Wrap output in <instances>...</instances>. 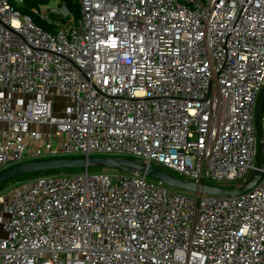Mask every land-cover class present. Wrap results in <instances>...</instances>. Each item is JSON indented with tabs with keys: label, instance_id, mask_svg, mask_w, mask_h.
I'll use <instances>...</instances> for the list:
<instances>
[{
	"label": "built area",
	"instance_id": "2783aa9c",
	"mask_svg": "<svg viewBox=\"0 0 264 264\" xmlns=\"http://www.w3.org/2000/svg\"><path fill=\"white\" fill-rule=\"evenodd\" d=\"M77 3L31 16L0 0V171L130 156L240 187L256 162L264 0ZM148 178L85 167L1 189L0 264H264V169L239 196Z\"/></svg>",
	"mask_w": 264,
	"mask_h": 264
},
{
	"label": "water",
	"instance_id": "95a60500",
	"mask_svg": "<svg viewBox=\"0 0 264 264\" xmlns=\"http://www.w3.org/2000/svg\"><path fill=\"white\" fill-rule=\"evenodd\" d=\"M264 105V85L262 86L255 105V127L257 133V154L255 168L248 179L238 188L197 183L180 178L158 167L125 157L92 156V157H58L33 159L10 165L0 171V185L18 176L35 172L75 169L85 167L116 168L127 173L145 175L158 180L176 190L193 194H220L239 196L251 189L261 178L264 169V135L262 127V110Z\"/></svg>",
	"mask_w": 264,
	"mask_h": 264
},
{
	"label": "trees",
	"instance_id": "16d2710c",
	"mask_svg": "<svg viewBox=\"0 0 264 264\" xmlns=\"http://www.w3.org/2000/svg\"><path fill=\"white\" fill-rule=\"evenodd\" d=\"M49 1L50 0H22V3L17 7V9L23 14H28V15L32 16V9L33 8L38 7L39 5L47 4ZM58 1H59V3L64 4L75 15H77L79 13V6L77 3V0H58ZM10 2L14 5L13 0H10ZM14 7H15V5H14ZM33 19L35 20V22L37 24L45 27V24L43 22H41L39 19H36L35 17H33ZM103 169H106V168H103ZM25 175H29V174H25ZM6 183L7 182L1 184L0 188H2L3 185H5Z\"/></svg>",
	"mask_w": 264,
	"mask_h": 264
},
{
	"label": "rangeland",
	"instance_id": "374dc122",
	"mask_svg": "<svg viewBox=\"0 0 264 264\" xmlns=\"http://www.w3.org/2000/svg\"><path fill=\"white\" fill-rule=\"evenodd\" d=\"M14 5L17 9V7L19 6V4L16 2V0H13ZM57 0H50L46 5L48 7H54L56 5ZM127 158H132L130 156H124ZM82 169V168H81ZM113 171H120V169H116V168H110ZM80 168H75V169H62V170H50V171H43V172H35V173H31L29 175H22V176H18L14 179H11L10 181H8L5 185H3L1 189L4 190H8L10 188L11 184H15V183H19L22 182L24 179L26 178H33L36 176H40V175H47V174H53V175H63V174H69V173H73V172H79ZM90 171H95V170H103V167H89ZM148 178V177H147ZM149 179V178H148Z\"/></svg>",
	"mask_w": 264,
	"mask_h": 264
}]
</instances>
